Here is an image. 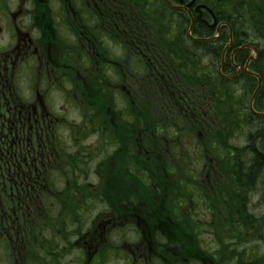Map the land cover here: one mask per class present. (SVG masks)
I'll return each mask as SVG.
<instances>
[{
	"label": "flooded vegetation",
	"instance_id": "flooded-vegetation-1",
	"mask_svg": "<svg viewBox=\"0 0 264 264\" xmlns=\"http://www.w3.org/2000/svg\"><path fill=\"white\" fill-rule=\"evenodd\" d=\"M116 1L0 0V264H61L60 259L73 251L78 253L76 264H89L97 259L102 262L114 251L126 260L125 264H226L230 261L228 256L221 259V252L212 246L205 247L204 238L212 237L215 241V225H240L242 214L233 213L225 202H217L219 196L224 199L227 196L220 187L224 176L217 171L218 163L200 153L202 148L197 142L191 154L183 151L186 139L183 135L175 134V141L171 140L170 149H166V153L172 154L162 157L164 175L169 166L177 169L174 172L181 194L164 193L165 205L167 202L176 205V213H173L176 219L151 217L146 214L150 204L138 200L131 202V212L135 213L129 216L121 217L113 208V213L109 212L107 200L102 196L103 160L116 145L109 134L102 131L101 118L90 106L88 80L95 78L103 95L100 96L110 100L125 92L118 84L114 71L118 62L111 52L120 51L124 56L122 49H127L126 61L130 65L131 8L128 15L122 14ZM190 1H183L180 10L193 19L194 15H199L196 9L204 5L198 0L189 5ZM86 8L94 9L95 15L91 17L96 20V27L83 25L80 14ZM231 13L230 9L229 18ZM200 14L207 25L200 24L210 26L211 14L203 9ZM126 23L130 42L115 44L110 35H117L119 27ZM222 26L227 27L229 35L222 55L223 64L228 54L234 69L233 74L229 71L224 77L233 80L242 71L247 75L243 69L248 62L249 72L254 65L264 76V61H260L257 50L258 47L264 51L263 43L236 46L231 27L224 24L219 30ZM91 31L106 32L109 36L97 40ZM238 57H245L242 64L235 62ZM128 78L129 95L130 74ZM162 79L172 82L170 75L165 74ZM260 80L259 91L264 86L262 77ZM175 87L171 89L180 94ZM173 103L175 112L185 117L193 116V111L199 108L195 101ZM261 104L264 108L263 98ZM258 114L264 119V109ZM197 133L200 134L198 130ZM92 137H96L94 153L92 145L87 144ZM252 140L245 145L251 150ZM201 141L204 143L203 139ZM260 145L264 146V137L256 141L259 151ZM177 161L179 163L175 164ZM241 166L247 176L246 156ZM89 174L96 177V185L88 182ZM234 184L233 179L228 183L232 200ZM183 185L191 190L189 196L181 190ZM261 189L259 186L248 194L243 185L246 210L256 209L251 204L255 195L259 207L264 208ZM99 205L105 210L90 219L86 230L81 229L85 208ZM71 223L76 227L74 230H70ZM166 224L172 227L169 236L164 231L150 229ZM183 225L196 227L193 239L201 243L202 250H184L182 242L166 249V239H178L175 228ZM120 226L133 229L137 237L133 249L126 250L124 246L121 250L108 242L112 232ZM139 227H150L146 236L139 233Z\"/></svg>",
	"mask_w": 264,
	"mask_h": 264
},
{
	"label": "trees",
	"instance_id": "trees-1",
	"mask_svg": "<svg viewBox=\"0 0 264 264\" xmlns=\"http://www.w3.org/2000/svg\"><path fill=\"white\" fill-rule=\"evenodd\" d=\"M116 2L115 5H118L117 9L122 14L128 15L131 8L130 65L126 61L127 49H122L124 56L120 51L111 52L112 58L118 62L114 68L118 84L125 88V92L118 93L110 100L100 96L102 92L95 78L88 80L90 106L94 114L101 118L102 131L108 133L116 145V149L103 160L102 196L107 200L109 212L112 214L113 208L121 217L129 216L135 213L131 212V202L138 200L150 204L147 215L157 219L163 217L162 220L171 217L176 219L173 214L176 213V205L169 204L170 202L165 205L164 193L181 194L179 179L174 172L177 169L169 166L167 175H164L162 157L172 154L166 153V149H170L171 140L175 141V134L183 135V138L195 135L196 142L202 148L200 153L215 160L218 163L217 171L224 176L220 187L227 192V196L225 199L219 196L217 202H225L233 213L242 214L243 217L240 225H215V250L221 252V259L224 256L230 257L226 264H264V252L260 247L262 242L264 244V215L256 217L246 210L242 197L243 185L248 194L260 186L264 204V177H261L264 173V158L255 156L249 145L239 148L232 144L241 132L248 131V144L256 134L264 131V119L256 114L264 109L261 104L264 86L255 95L250 109L257 80L243 71L233 80L226 79L224 76L234 72L228 54L218 72L217 68L229 42L227 27L222 26L218 37L214 38L216 30L197 23L194 15L189 33L191 17L185 11L172 7L178 5L179 0ZM198 3L213 12L218 24L231 27L232 40L236 46H256L261 44L257 40H264V0H198ZM115 9L114 7L113 10ZM90 10L86 8L85 12L79 13L86 28L97 25L96 20L91 17L95 15L94 9ZM119 29L117 35H110L115 39V44L130 42L127 23ZM90 33L97 40H104L109 36L100 31ZM81 36L89 37L85 34ZM257 50L260 61H264V51L258 47ZM244 59L245 57H238L235 62L242 64ZM250 71L264 80L257 66L252 65ZM128 73L131 75L129 95ZM165 74L170 75L172 82L162 79ZM174 86L180 94H175L174 89H171ZM181 101H195L199 108L193 111V116H182L175 112L176 106L173 103L178 105ZM170 109L174 112L170 113ZM192 118L195 119L194 122ZM259 147L260 152L264 153V146ZM244 156L248 163L247 176L241 166ZM178 163L179 161L175 164ZM232 179L235 182L233 200L228 194V183ZM185 186L181 190L189 196L191 190ZM87 195L91 197L90 193ZM149 228L137 229L141 235L146 236ZM150 229L164 231L169 236L168 231L172 227L166 224L164 227ZM180 230H183V237H180ZM195 230L196 227L192 225L177 226L175 231L178 239H166V249L182 242L184 250H202L201 243L193 239L192 233ZM159 234L165 237L162 233ZM146 239L150 240L148 237ZM253 242L256 244L250 246Z\"/></svg>",
	"mask_w": 264,
	"mask_h": 264
},
{
	"label": "rangeland",
	"instance_id": "rangeland-1",
	"mask_svg": "<svg viewBox=\"0 0 264 264\" xmlns=\"http://www.w3.org/2000/svg\"><path fill=\"white\" fill-rule=\"evenodd\" d=\"M257 41H260L261 43H263V47H264V40L263 39H260ZM217 70H218V68H217ZM247 132L248 131H244V132H241L240 134H238V136L234 139L235 142H232V144H236L239 148L240 147L242 148L243 146H245L247 143L246 142ZM95 140H96V137H92V139L87 142V144L92 145V152L93 153L95 152V148H96ZM195 144H196L195 135L187 136L186 139H184L183 144H182L183 145V151H186L187 153L191 154L193 151V146ZM106 149H111V148L107 147ZM95 162L91 163L89 167L92 168V166L95 164ZM88 182L95 184V185L98 183L96 177L91 175V174H89ZM256 197L257 196L255 195V198H254L253 202L251 203L252 206L255 207L256 209H251L249 211L251 214H253L257 217H260L262 215V213H264V208L259 207L258 201H257L258 199ZM102 210H105V208H104V206H101V205L96 206L95 208H91V209H88V207L85 208V214L82 216L83 222L81 225V229L86 230L88 227V222H90V219ZM75 228H76L75 225L73 223H71L70 224V230L71 229L74 230ZM132 230L133 229L131 227H129V228H125V226L117 227V229H115L112 232L110 240L108 242H110V244H112L114 247H119L120 249H121V247H124V246H125L124 249H126V250H127V248L129 249L131 247L133 249L134 244H136L137 237H136L134 231L132 232ZM73 240L74 239L72 238V241ZM215 240H216V236H215ZM255 244L256 243L253 242V243H251L250 246H253ZM204 246L205 247L206 246L207 247L212 246V248L216 249V241H214L212 237H205L204 238ZM260 247L262 248L261 251L264 252L263 242H262V245ZM124 249H121V250H124ZM77 260H78V253L76 251H73L72 254L67 256L65 259H60L61 264H65V263H69V262H70L69 264H76ZM97 260L92 261V262L90 261L89 264H125V262H126V260L122 259L121 255L117 254L115 251L108 253V255L102 259V262L99 260L98 261L99 263H98Z\"/></svg>",
	"mask_w": 264,
	"mask_h": 264
},
{
	"label": "water",
	"instance_id": "water-1",
	"mask_svg": "<svg viewBox=\"0 0 264 264\" xmlns=\"http://www.w3.org/2000/svg\"><path fill=\"white\" fill-rule=\"evenodd\" d=\"M180 2H182V0H180ZM194 2H195V0H193V2H192L191 4H193ZM200 8H204V9H206L205 7H198L196 11H198ZM198 21H200V18H198ZM214 25H215V23L213 24V26H214ZM245 68H247V67H245ZM257 78H258V77H257ZM258 80H260V79L258 78ZM259 83H260V81H259ZM263 136H264V132H263V133H260V134H258V135H256L255 138H254V140H253L254 153L257 154L260 158H264V154H260V153L255 149V147H254V142H255L257 139H259L260 137H263Z\"/></svg>",
	"mask_w": 264,
	"mask_h": 264
}]
</instances>
